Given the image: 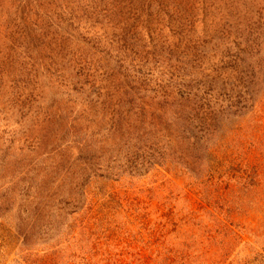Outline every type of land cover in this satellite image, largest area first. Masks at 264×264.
Returning <instances> with one entry per match:
<instances>
[{
	"label": "rangeland",
	"instance_id": "rangeland-1",
	"mask_svg": "<svg viewBox=\"0 0 264 264\" xmlns=\"http://www.w3.org/2000/svg\"><path fill=\"white\" fill-rule=\"evenodd\" d=\"M0 264H264V0H0Z\"/></svg>",
	"mask_w": 264,
	"mask_h": 264
},
{
	"label": "trees",
	"instance_id": "trees-1",
	"mask_svg": "<svg viewBox=\"0 0 264 264\" xmlns=\"http://www.w3.org/2000/svg\"><path fill=\"white\" fill-rule=\"evenodd\" d=\"M132 51V49L130 48ZM135 80H139L136 83L131 81L129 84V91L126 93L127 96H130L128 103H129V109L126 110V113L128 115H135L136 119L140 123L142 121V114L145 108V105L147 103L143 100L144 97H148L146 94L141 96V91L146 89L147 85L149 84L145 78H137L133 77ZM139 86V87H137ZM152 90V89H151ZM153 95L157 94L158 92L156 90H152ZM175 94V92H173ZM161 95L164 96H171L172 92H161ZM175 96H179L178 101L180 103H188L189 95L188 94H175ZM177 98V97H176ZM114 114V113H113ZM178 114H181L183 116H179ZM175 121L177 122L178 129L180 133H183L188 136V138H192L193 136L196 137L195 141L199 142L198 136L196 134V131L199 130V133L201 132V138L204 136L203 131V120L200 118V115L198 112H195L194 110L187 109L186 106L184 107V111L182 113H176L174 114ZM141 119V120H140ZM200 138V136H199Z\"/></svg>",
	"mask_w": 264,
	"mask_h": 264
}]
</instances>
